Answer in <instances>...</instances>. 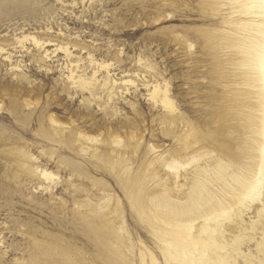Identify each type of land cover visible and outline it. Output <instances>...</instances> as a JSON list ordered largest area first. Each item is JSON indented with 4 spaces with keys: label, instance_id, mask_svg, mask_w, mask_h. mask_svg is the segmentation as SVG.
<instances>
[{
    "label": "rangeland",
    "instance_id": "obj_1",
    "mask_svg": "<svg viewBox=\"0 0 264 264\" xmlns=\"http://www.w3.org/2000/svg\"><path fill=\"white\" fill-rule=\"evenodd\" d=\"M231 8L0 0V264H142V250L166 264L149 217L178 195L175 175L214 159L221 138L236 155L243 144ZM34 38L49 42V57ZM60 45L80 59L83 87L66 80Z\"/></svg>",
    "mask_w": 264,
    "mask_h": 264
},
{
    "label": "bare ground",
    "instance_id": "obj_2",
    "mask_svg": "<svg viewBox=\"0 0 264 264\" xmlns=\"http://www.w3.org/2000/svg\"><path fill=\"white\" fill-rule=\"evenodd\" d=\"M230 4L227 20L236 27L232 40L240 52L237 64L246 86L245 123L240 127L243 144L239 145L236 155L227 140L219 139V152L214 159L194 166L183 178L175 173L173 182L178 194L175 198L164 189L168 200L160 204L161 216L157 211L152 212L149 222L154 224L156 246L166 264H264V0H230ZM23 39L18 42L21 44ZM34 43L44 50L42 60L49 57L45 50L48 41L34 38ZM59 48L67 58L66 80L83 87L88 82L80 59H70L69 46ZM3 50L0 47V53ZM90 63L96 67L92 81H97L101 64L93 57ZM102 80L103 86L111 82L109 75ZM152 95L170 103L167 88L162 90L160 85H154ZM175 172H180L179 168ZM180 178L185 181L180 183ZM257 203L260 206L247 222L245 216ZM252 242H255L254 251L243 249ZM146 253L151 264H158L157 257L149 250H142V264H146Z\"/></svg>",
    "mask_w": 264,
    "mask_h": 264
}]
</instances>
